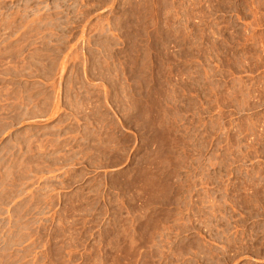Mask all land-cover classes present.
Segmentation results:
<instances>
[{
  "label": "rangeland",
  "instance_id": "374dc122",
  "mask_svg": "<svg viewBox=\"0 0 264 264\" xmlns=\"http://www.w3.org/2000/svg\"><path fill=\"white\" fill-rule=\"evenodd\" d=\"M0 264H264V0H0Z\"/></svg>",
  "mask_w": 264,
  "mask_h": 264
}]
</instances>
